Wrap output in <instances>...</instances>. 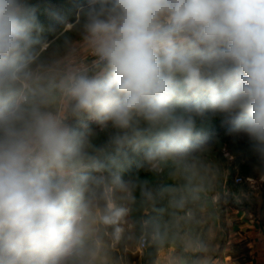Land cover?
<instances>
[{"label": "clouds", "instance_id": "obj_1", "mask_svg": "<svg viewBox=\"0 0 264 264\" xmlns=\"http://www.w3.org/2000/svg\"><path fill=\"white\" fill-rule=\"evenodd\" d=\"M209 110L264 181V0H83L59 29L0 0V264H210ZM142 147L150 178L123 179Z\"/></svg>", "mask_w": 264, "mask_h": 264}, {"label": "rangeland", "instance_id": "obj_2", "mask_svg": "<svg viewBox=\"0 0 264 264\" xmlns=\"http://www.w3.org/2000/svg\"><path fill=\"white\" fill-rule=\"evenodd\" d=\"M83 0H28L29 5L35 9V14L39 22L46 28L59 29L63 21L74 22L77 6ZM42 38L51 39L46 31ZM211 124H226L231 122V118L219 112L209 110L207 112ZM82 123H87L91 129L98 133L95 140L97 144H103L107 140V134L99 130L95 122L71 121L73 127L79 129ZM215 130V129H214ZM205 146L210 149L209 157L216 166L221 169V177L218 181L217 190L223 186L228 192L227 197H222L219 206H209L208 223L201 228L211 242L212 251L208 255V260L220 259L225 252V247L240 256L242 250L241 234H245L249 229L245 227H254L256 224H264V181L261 180L259 162L256 157L248 151L246 138L234 137L228 134V131H215V135L210 136V142L205 141ZM133 152V151H132ZM144 153V152H143ZM143 153H138L133 158L137 164L142 160ZM133 156V154L129 155ZM122 178L127 180L132 178L130 175L122 174ZM254 181V185L250 183ZM163 182H169L168 177ZM241 190L249 193L247 199L237 202L233 194H238ZM136 253L121 245L117 253L118 264H134L139 257L145 255ZM136 257V258H135Z\"/></svg>", "mask_w": 264, "mask_h": 264}, {"label": "crops", "instance_id": "obj_3", "mask_svg": "<svg viewBox=\"0 0 264 264\" xmlns=\"http://www.w3.org/2000/svg\"><path fill=\"white\" fill-rule=\"evenodd\" d=\"M245 228L249 229V231L241 234L243 253L238 256L233 251L232 245H229L230 249L226 245L224 255L220 259L210 261V264H264V224H256L254 227ZM120 248L121 246L114 253L116 260ZM152 253L153 249H147L145 255L139 257V262L137 263V258L133 263L151 264Z\"/></svg>", "mask_w": 264, "mask_h": 264}, {"label": "trees", "instance_id": "obj_4", "mask_svg": "<svg viewBox=\"0 0 264 264\" xmlns=\"http://www.w3.org/2000/svg\"><path fill=\"white\" fill-rule=\"evenodd\" d=\"M231 119H234V117ZM229 127H231V122H227L224 125L222 124L216 125V124H211L210 122H206L202 137H204L205 141H208L207 143H209L210 136L215 135V131H222V132L224 130L228 131ZM145 150L146 149L143 147L137 152H132V150L129 149V155L133 154V156L132 157L129 156V162L124 164L122 174L130 175L132 178L135 177L136 175H139L141 178H150V174L145 172L143 169H139L137 167L138 164L133 161V158L135 157V155H137L138 153H143ZM166 178H167V175L165 174L162 180Z\"/></svg>", "mask_w": 264, "mask_h": 264}]
</instances>
